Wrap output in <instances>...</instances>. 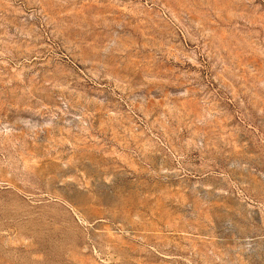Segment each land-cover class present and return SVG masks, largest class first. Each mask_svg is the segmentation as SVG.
Listing matches in <instances>:
<instances>
[{
  "label": "rangeland",
  "instance_id": "1",
  "mask_svg": "<svg viewBox=\"0 0 264 264\" xmlns=\"http://www.w3.org/2000/svg\"><path fill=\"white\" fill-rule=\"evenodd\" d=\"M0 264H264V0H0Z\"/></svg>",
  "mask_w": 264,
  "mask_h": 264
}]
</instances>
